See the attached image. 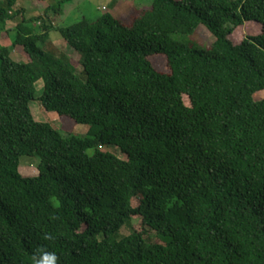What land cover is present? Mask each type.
<instances>
[{
  "label": "trees",
  "instance_id": "obj_1",
  "mask_svg": "<svg viewBox=\"0 0 264 264\" xmlns=\"http://www.w3.org/2000/svg\"><path fill=\"white\" fill-rule=\"evenodd\" d=\"M17 1L0 8L15 35L0 46V264H33L37 248L58 264H264V0H153L131 25L103 12L67 26L73 0H55L7 31ZM248 23L261 33L234 44Z\"/></svg>",
  "mask_w": 264,
  "mask_h": 264
},
{
  "label": "rangeland",
  "instance_id": "obj_2",
  "mask_svg": "<svg viewBox=\"0 0 264 264\" xmlns=\"http://www.w3.org/2000/svg\"><path fill=\"white\" fill-rule=\"evenodd\" d=\"M19 5L26 6L33 1L29 0H18ZM17 1V2H18ZM113 0H73L71 3L65 4L63 6V11L65 16L68 14L69 10H72L70 14V18L67 21L59 23L61 26H67L79 21L82 18H87L89 20L96 19L103 12L111 13L116 19L122 21L125 25H131L134 18L139 14V12L143 9L150 7L153 3V0H120L124 6L121 9H116L113 7ZM57 1L50 0L45 5L41 6L42 8H46L47 6H56ZM4 7L3 0H0V8ZM106 7L107 10L98 12L96 9ZM44 12V11H43ZM32 14V13H30ZM31 19H35L38 17H43V13L37 15H28ZM14 27V23L11 24ZM261 33V26L255 23H248L244 27L235 30L230 36V40L234 44L240 43L244 38L257 36ZM51 38H60V36L56 33L51 34ZM15 39L14 33H0V46H11ZM193 40L197 43L200 48H208L212 44V37L209 35L207 30L200 26L193 36ZM67 47H62L58 44V51L62 54H67ZM70 58L74 61L79 60V56L77 54L71 53ZM12 59L18 63L25 62L24 58L18 55L16 52H13L11 55ZM153 66L156 70L163 73H168V69L166 66V62L161 57H155L152 59ZM81 72V68L78 67V73ZM43 88V84L41 81L36 83V89L38 92ZM264 99V92L259 93L254 96L255 101H261ZM186 105L189 103L186 101ZM30 109L35 121L40 123H47L52 126L57 131H61L62 121L59 119V116L53 113H48L44 109L39 106V104L33 103L30 105ZM88 132V127L86 126H74L72 132L77 136H85ZM106 151L122 157L118 150L115 148H107ZM123 158V157H122ZM39 160L36 158H28L23 157L20 159L19 173L24 177H36L38 176V166ZM133 231V228L126 227L120 233V238L126 237L130 235Z\"/></svg>",
  "mask_w": 264,
  "mask_h": 264
},
{
  "label": "crops",
  "instance_id": "obj_3",
  "mask_svg": "<svg viewBox=\"0 0 264 264\" xmlns=\"http://www.w3.org/2000/svg\"><path fill=\"white\" fill-rule=\"evenodd\" d=\"M110 1V0H108ZM120 0H113V7L116 9H121L124 5L120 2ZM45 8H42L41 6H39L35 1L31 2L30 4L26 6L23 5H19V1L17 2L16 6L12 9L11 13L15 14V13H20V15L13 21L9 22L7 24V31H11L14 29V27L21 21V19H26L29 20L31 19V17H29L28 15H36L34 17H37V15H40L41 13L44 14ZM98 12L100 11H105L107 10L106 7H102V8H98L96 9ZM32 13V14H30ZM72 13V10H69L68 14L65 16V14L63 13L62 16V21H67L70 18V14ZM52 18V17H51ZM14 23V27L11 26V24ZM51 43L52 45L58 50V44H60V46L62 47H66V43L61 39V38H51Z\"/></svg>",
  "mask_w": 264,
  "mask_h": 264
},
{
  "label": "clouds",
  "instance_id": "obj_4",
  "mask_svg": "<svg viewBox=\"0 0 264 264\" xmlns=\"http://www.w3.org/2000/svg\"><path fill=\"white\" fill-rule=\"evenodd\" d=\"M45 240H51V234H45ZM33 264H58V257L55 252H50L44 248H37L32 256Z\"/></svg>",
  "mask_w": 264,
  "mask_h": 264
}]
</instances>
